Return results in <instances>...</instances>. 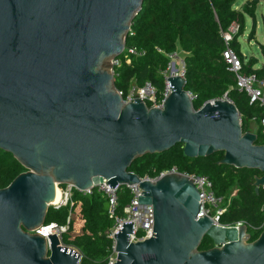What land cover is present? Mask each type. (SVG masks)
Masks as SVG:
<instances>
[{
	"label": "water",
	"instance_id": "1",
	"mask_svg": "<svg viewBox=\"0 0 264 264\" xmlns=\"http://www.w3.org/2000/svg\"><path fill=\"white\" fill-rule=\"evenodd\" d=\"M143 2L0 0V150L27 169L0 190V264H81L57 234L37 231L62 201L58 186L83 191L104 181L138 185L141 228L153 231L132 243L133 223L125 224L114 238V264H264V231L250 243L246 225L199 218L201 197L189 176L152 182L130 171L135 160L183 144L189 158L222 152L223 165L259 170L256 191L264 188V146L243 131L228 98L195 110L186 78L171 75L162 109L123 101L114 60ZM206 237L215 248L201 251Z\"/></svg>",
	"mask_w": 264,
	"mask_h": 264
},
{
	"label": "trees",
	"instance_id": "2",
	"mask_svg": "<svg viewBox=\"0 0 264 264\" xmlns=\"http://www.w3.org/2000/svg\"><path fill=\"white\" fill-rule=\"evenodd\" d=\"M237 1L144 0L141 11L132 22L125 47L144 51L145 55L120 56V64L114 67L116 88L127 92L133 83L141 86L151 82L163 91L165 80L162 72L169 66L166 55L178 52L183 54L186 91L194 97L195 110L209 101L228 98L239 110L243 131L248 132L250 124L256 123L259 128L256 144L264 146V127L261 126L264 106L251 104L249 96L238 90L237 77L223 58L227 48L224 35L236 25L238 31L232 34L229 47L240 58L245 74H255L264 79V64L257 68L259 60L247 58L240 43L248 17L254 21L249 38L255 37L259 0L248 2L241 9L235 8ZM260 50L264 59V44H260ZM223 159L222 152L210 157L189 158L185 155L184 145L178 144L169 151L135 160L130 171L142 179L155 178L173 169L181 174L207 177L216 195L223 197L228 207L221 222L227 225L243 222L251 236L249 242H254L264 231V188L257 192L255 187L256 177H261L262 173L223 165L220 163ZM26 171L12 154L0 150V190L7 188ZM235 189L236 194L230 196ZM130 201L128 189L123 188L119 196V214L124 215V208ZM52 224L67 227L62 235L63 244L82 255L81 264H108L114 246L109 237L114 220L109 215L108 201L101 193L83 196L74 192L67 206L50 208L46 226ZM213 248L214 242L204 238L200 250Z\"/></svg>",
	"mask_w": 264,
	"mask_h": 264
},
{
	"label": "built area",
	"instance_id": "3",
	"mask_svg": "<svg viewBox=\"0 0 264 264\" xmlns=\"http://www.w3.org/2000/svg\"><path fill=\"white\" fill-rule=\"evenodd\" d=\"M234 31H238V27L236 25L232 26L230 33H226L224 35L225 41L227 44L226 50L223 52V58L227 65L229 66V70L233 72L237 77V88L240 92L246 93L251 101V104H259L264 106V79L258 78L255 74H245L243 72V64L237 54L229 47L230 42L232 41V34ZM161 53H165L162 50H159ZM123 54L128 57V55L132 56H143L145 52H139L135 48L125 50ZM122 54V55H123ZM169 59V66L166 71L162 72L165 80V88L163 91H159L155 85L151 82H145L143 85L139 86L136 83H133L127 92H121L118 90L119 94L122 96L123 101L128 104L136 100H141L147 104L149 108L161 109L164 106L165 100L171 94L170 83L168 82V78L173 76H181L185 78L186 70H185V61L180 57L178 52H174L166 55ZM128 63L130 61L128 60ZM176 63H178L181 68L178 70L176 68ZM120 64L119 58L114 60V67ZM175 64V74L170 73L173 69V65ZM192 100L194 99L193 95H191ZM261 126L264 127V118L261 120ZM170 173H179L176 169L171 171H165L161 173L159 176L155 178L146 177L143 180H150L155 182L162 178L163 176ZM186 175V174H185ZM192 180H194V185L197 187L200 197H201V213L199 214V218L209 216L217 226L225 227V228H239L245 225L243 222H238L232 225L223 224L221 222V217L226 213L228 207L225 204V200L223 197H219L216 195L212 182L205 176H196V175H187ZM104 181L102 184L97 186L94 189L87 190H79L74 186L66 185V186H58L63 193L62 201L53 206L57 209L62 206H67L71 201L74 192H78L83 196H91L93 193L98 192L101 193L108 201L109 204V215L114 220V226L109 232V237L113 240L114 246L112 250V255L109 258L108 264H114L117 259V254L115 252V236L123 229L125 224L133 223V235H131V242L137 243L144 240H147L153 236V231L141 228L140 224V206H139V195L142 193V190L138 187V185H128L121 186L117 185L115 188L110 187L109 184ZM123 188H127L130 195L131 201L124 208V215L122 216L118 212L119 208V196ZM69 223V220H68ZM264 226V224H263ZM262 226V227H263ZM50 229L51 232L47 233L45 230ZM67 231V227H58L55 224L47 225L37 231V233L44 238L48 239L49 235L57 234L60 238V244L62 247H67L63 244L62 235ZM53 232V233H52ZM72 248V247H67ZM74 249V248H73Z\"/></svg>",
	"mask_w": 264,
	"mask_h": 264
},
{
	"label": "rangeland",
	"instance_id": "4",
	"mask_svg": "<svg viewBox=\"0 0 264 264\" xmlns=\"http://www.w3.org/2000/svg\"><path fill=\"white\" fill-rule=\"evenodd\" d=\"M254 0H238L235 4V8L239 9L242 8L244 5H246L248 2H252ZM256 23H257V31L254 33V38L250 39V32L253 28L254 21L252 18H247V30L243 37L240 38V42L242 45V51L243 53L250 57H256L259 59H262V53L259 47V43L264 44V0H259V4L257 6L256 11ZM234 33H237V31H234ZM180 57L183 58V54H180ZM176 68L180 70L181 66L176 63ZM172 73V71H170ZM258 125L256 123H251L249 126V131L251 133L256 134L258 132ZM237 190L235 189L230 196H234L236 194Z\"/></svg>",
	"mask_w": 264,
	"mask_h": 264
},
{
	"label": "crops",
	"instance_id": "5",
	"mask_svg": "<svg viewBox=\"0 0 264 264\" xmlns=\"http://www.w3.org/2000/svg\"><path fill=\"white\" fill-rule=\"evenodd\" d=\"M245 6V5H244ZM239 9H241V8H239ZM246 30H247V24H246ZM256 31H257V23H256ZM246 33V32H245ZM241 43V42H240ZM258 44H259V47H260V44L261 43H259L258 42ZM242 46V45H241ZM245 55V54H244ZM246 56V55H245ZM247 58H250V57H248V56H246ZM251 57H253V56H251ZM263 57V56H262ZM256 58V57H255ZM258 60H259V64L256 66L257 68H260L263 64H264V59L262 58V59H259V58H257Z\"/></svg>",
	"mask_w": 264,
	"mask_h": 264
},
{
	"label": "bare ground",
	"instance_id": "6",
	"mask_svg": "<svg viewBox=\"0 0 264 264\" xmlns=\"http://www.w3.org/2000/svg\"><path fill=\"white\" fill-rule=\"evenodd\" d=\"M173 74H175V73H173ZM162 108H163V107H162ZM162 108H161V109H162ZM45 232H47V233L49 232V233H50L51 230H50V229H47V230H45ZM52 233H53V232H52ZM53 234H54V233H53Z\"/></svg>",
	"mask_w": 264,
	"mask_h": 264
}]
</instances>
